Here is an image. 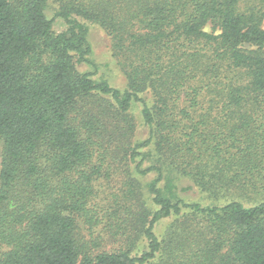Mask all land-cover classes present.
Returning <instances> with one entry per match:
<instances>
[{"label":"trees","instance_id":"1","mask_svg":"<svg viewBox=\"0 0 264 264\" xmlns=\"http://www.w3.org/2000/svg\"><path fill=\"white\" fill-rule=\"evenodd\" d=\"M0 141V264H264V0H0Z\"/></svg>","mask_w":264,"mask_h":264},{"label":"rangeland","instance_id":"2","mask_svg":"<svg viewBox=\"0 0 264 264\" xmlns=\"http://www.w3.org/2000/svg\"><path fill=\"white\" fill-rule=\"evenodd\" d=\"M49 17H53L55 13V9L50 5L47 10ZM57 28L61 29L63 24L59 22V19L56 22ZM206 30L210 31V26L206 27ZM91 42L93 45V59L99 69V75H105L108 77L112 85L120 88H124L126 85L125 77L121 72L120 68L116 64L115 59L111 56L110 48H109V39L106 33L97 25H94L91 31ZM85 70L93 71V67L90 65H86L84 67ZM99 75H95L98 77ZM138 136L144 138L146 136V129L140 126ZM2 142L0 141V161L2 157ZM185 185H189L188 181L184 182ZM199 192L196 188L193 190L185 191V196L198 198Z\"/></svg>","mask_w":264,"mask_h":264}]
</instances>
